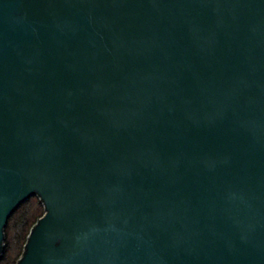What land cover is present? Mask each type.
I'll use <instances>...</instances> for the list:
<instances>
[{
  "label": "water",
  "instance_id": "obj_1",
  "mask_svg": "<svg viewBox=\"0 0 264 264\" xmlns=\"http://www.w3.org/2000/svg\"><path fill=\"white\" fill-rule=\"evenodd\" d=\"M264 264V0H0V261Z\"/></svg>",
  "mask_w": 264,
  "mask_h": 264
},
{
  "label": "trees",
  "instance_id": "obj_2",
  "mask_svg": "<svg viewBox=\"0 0 264 264\" xmlns=\"http://www.w3.org/2000/svg\"><path fill=\"white\" fill-rule=\"evenodd\" d=\"M34 196V197H33ZM31 196L8 219L4 229V251L0 264H17L24 254L28 236L45 214L43 202ZM12 252L11 258L8 253Z\"/></svg>",
  "mask_w": 264,
  "mask_h": 264
},
{
  "label": "rangeland",
  "instance_id": "obj_3",
  "mask_svg": "<svg viewBox=\"0 0 264 264\" xmlns=\"http://www.w3.org/2000/svg\"><path fill=\"white\" fill-rule=\"evenodd\" d=\"M34 197V196H33ZM32 198V197H31ZM11 254H12V252H10V253H8V257H10L11 258Z\"/></svg>",
  "mask_w": 264,
  "mask_h": 264
}]
</instances>
